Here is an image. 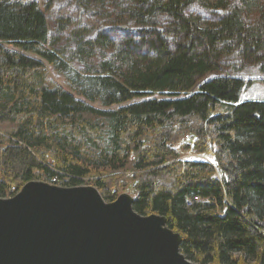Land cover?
Segmentation results:
<instances>
[{
  "label": "trees",
  "instance_id": "1",
  "mask_svg": "<svg viewBox=\"0 0 264 264\" xmlns=\"http://www.w3.org/2000/svg\"><path fill=\"white\" fill-rule=\"evenodd\" d=\"M247 65L264 73L260 0H0V197L89 182L111 203L132 186L189 261L264 264V101L239 102Z\"/></svg>",
  "mask_w": 264,
  "mask_h": 264
},
{
  "label": "water",
  "instance_id": "2",
  "mask_svg": "<svg viewBox=\"0 0 264 264\" xmlns=\"http://www.w3.org/2000/svg\"><path fill=\"white\" fill-rule=\"evenodd\" d=\"M133 204L128 193L108 203L94 186L30 182L0 197V264H195L165 217Z\"/></svg>",
  "mask_w": 264,
  "mask_h": 264
},
{
  "label": "rangeland",
  "instance_id": "3",
  "mask_svg": "<svg viewBox=\"0 0 264 264\" xmlns=\"http://www.w3.org/2000/svg\"><path fill=\"white\" fill-rule=\"evenodd\" d=\"M22 1H34V2L39 4V6L42 10L44 9V5L46 4V0H22ZM208 1L212 3L214 0H208ZM260 1L264 2V0H260ZM71 13L72 12L70 10L67 9V11H65V9H63L62 7H60L58 10H55V16L57 14H58V16H63L66 14H71ZM195 14H196V16H198L204 20H209V18H210L209 14L207 12H205L204 10H202V8H196ZM49 24H50V30H53L54 23L52 21H50ZM108 33H109V35H111L110 32H108ZM8 48L13 50V51H17L13 47H8ZM46 66H47V70H48L50 78L59 86L66 88L65 79L63 77L59 76L58 74H56L52 67H50L47 64H46ZM219 76H220V74H213V75L208 76L206 79H204V81L210 80L212 78L219 77ZM241 77L247 82V86L243 89V91L240 95L239 102L244 103V102H248V101H264V73L261 72V69L258 67V65H247L246 69H245L244 73H242ZM153 98L161 99L162 97L159 95H155ZM92 106H94L96 108H100V109L102 108L99 103L93 104ZM85 117L89 120H92V118H90V117H87V116H85ZM104 124H105L104 122H100V125L104 126ZM190 138H192V136ZM181 142H190V140L187 141L183 138ZM182 157H183V159H195V160L201 159V160H206V161L212 162V157L208 153L195 154V153L190 152V153L183 154ZM82 186H93V184H89V182H88L87 184L82 185ZM124 193H128V194L132 195V186H130ZM124 193H122V194H124Z\"/></svg>",
  "mask_w": 264,
  "mask_h": 264
},
{
  "label": "built area",
  "instance_id": "4",
  "mask_svg": "<svg viewBox=\"0 0 264 264\" xmlns=\"http://www.w3.org/2000/svg\"><path fill=\"white\" fill-rule=\"evenodd\" d=\"M190 138V136H186V139H189Z\"/></svg>",
  "mask_w": 264,
  "mask_h": 264
}]
</instances>
